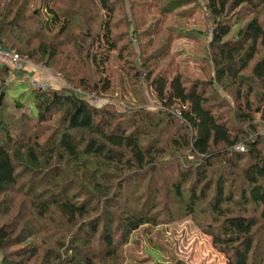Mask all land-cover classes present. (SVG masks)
<instances>
[{
  "label": "trees",
  "instance_id": "16d2710c",
  "mask_svg": "<svg viewBox=\"0 0 264 264\" xmlns=\"http://www.w3.org/2000/svg\"><path fill=\"white\" fill-rule=\"evenodd\" d=\"M0 44L66 83L9 99L0 62V264H124L186 218L264 264V0H0Z\"/></svg>",
  "mask_w": 264,
  "mask_h": 264
},
{
  "label": "rangeland",
  "instance_id": "374dc122",
  "mask_svg": "<svg viewBox=\"0 0 264 264\" xmlns=\"http://www.w3.org/2000/svg\"><path fill=\"white\" fill-rule=\"evenodd\" d=\"M179 45L181 46L179 49H174L175 53L179 55L177 58L185 60L186 64L189 65L193 62V42L185 39ZM37 64L42 67V71L39 73L32 70L28 74L25 72L16 74L15 79L12 77L14 80L11 79L13 81L11 85L15 90L13 89L14 91L8 95L9 99L12 96H17L15 91L21 92L28 86L37 87L33 85L32 79L35 76L42 78L44 75H48L45 73L46 71L52 73V75H48L50 79L47 85H50V83H53V86L58 84V79L60 81L61 78L54 68L44 67L40 63ZM141 72L143 73V71ZM62 82L66 85L63 80ZM126 88H128L127 85ZM115 103L119 109L123 108L120 102ZM262 103H264V97L262 98ZM259 112L260 109L256 112L257 117H259ZM157 229L159 228L150 229L148 232L152 235L151 240L147 239L149 234L143 233V229H139L133 234L131 240L133 239L134 242H138L139 245L136 244L133 248L129 249L130 252L132 251L131 256L128 257V261H125L124 264H150L154 261L157 264H229L224 253L219 252L212 245L211 236L194 226L187 218L165 225L158 231ZM160 230L162 231L160 232ZM155 246H159L162 249L155 248ZM143 258L146 259L142 260Z\"/></svg>",
  "mask_w": 264,
  "mask_h": 264
},
{
  "label": "built area",
  "instance_id": "2783aa9c",
  "mask_svg": "<svg viewBox=\"0 0 264 264\" xmlns=\"http://www.w3.org/2000/svg\"><path fill=\"white\" fill-rule=\"evenodd\" d=\"M0 62H2L5 65H9L13 73H22L26 69H28L29 72L34 70L36 73H39L40 71H42V67L39 66L37 63L32 62L26 56L18 52L11 51V50L4 48L1 44H0ZM45 73L52 75V73L48 71H46ZM32 82L34 86H37L39 88H47L48 86L47 82L44 81V79H42L39 76H35L32 79ZM57 83L58 85H61V86L65 85L62 82V80L59 81V79ZM86 97L92 104L98 103L100 101L99 98H97L95 95H88ZM237 148L241 151L244 150V147L241 144L238 145Z\"/></svg>",
  "mask_w": 264,
  "mask_h": 264
},
{
  "label": "crops",
  "instance_id": "0c3cea01",
  "mask_svg": "<svg viewBox=\"0 0 264 264\" xmlns=\"http://www.w3.org/2000/svg\"><path fill=\"white\" fill-rule=\"evenodd\" d=\"M36 74V73H35ZM47 74V73H46ZM49 75V74H48ZM48 75H44L42 78L44 79V81L48 82L50 77ZM40 77V76H39Z\"/></svg>",
  "mask_w": 264,
  "mask_h": 264
}]
</instances>
